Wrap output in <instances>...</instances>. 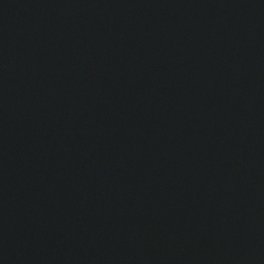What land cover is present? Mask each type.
I'll return each instance as SVG.
<instances>
[{
    "label": "water",
    "instance_id": "1",
    "mask_svg": "<svg viewBox=\"0 0 264 264\" xmlns=\"http://www.w3.org/2000/svg\"><path fill=\"white\" fill-rule=\"evenodd\" d=\"M0 264H264V0H0Z\"/></svg>",
    "mask_w": 264,
    "mask_h": 264
}]
</instances>
